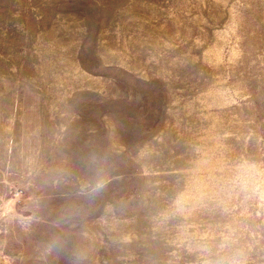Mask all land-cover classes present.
Masks as SVG:
<instances>
[{"label":"rangeland","instance_id":"obj_1","mask_svg":"<svg viewBox=\"0 0 264 264\" xmlns=\"http://www.w3.org/2000/svg\"><path fill=\"white\" fill-rule=\"evenodd\" d=\"M0 264H264V0H0Z\"/></svg>","mask_w":264,"mask_h":264}]
</instances>
